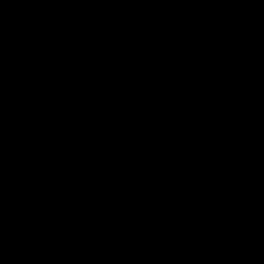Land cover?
Returning a JSON list of instances; mask_svg holds the SVG:
<instances>
[{
	"label": "water",
	"instance_id": "95a60500",
	"mask_svg": "<svg viewBox=\"0 0 264 264\" xmlns=\"http://www.w3.org/2000/svg\"><path fill=\"white\" fill-rule=\"evenodd\" d=\"M0 264H264V0H0Z\"/></svg>",
	"mask_w": 264,
	"mask_h": 264
}]
</instances>
